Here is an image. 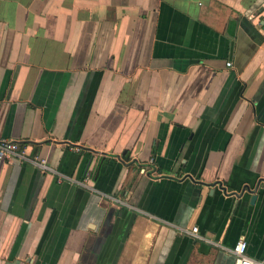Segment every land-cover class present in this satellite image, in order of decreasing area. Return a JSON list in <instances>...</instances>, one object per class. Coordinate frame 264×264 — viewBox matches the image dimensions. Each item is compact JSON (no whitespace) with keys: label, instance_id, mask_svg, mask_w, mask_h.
I'll return each instance as SVG.
<instances>
[{"label":"crops","instance_id":"0c3cea01","mask_svg":"<svg viewBox=\"0 0 264 264\" xmlns=\"http://www.w3.org/2000/svg\"><path fill=\"white\" fill-rule=\"evenodd\" d=\"M0 139V264L264 260V0H0Z\"/></svg>","mask_w":264,"mask_h":264},{"label":"built area","instance_id":"2783aa9c","mask_svg":"<svg viewBox=\"0 0 264 264\" xmlns=\"http://www.w3.org/2000/svg\"><path fill=\"white\" fill-rule=\"evenodd\" d=\"M230 63H227L226 66L230 67ZM17 159L19 161H22L24 163H27L39 171L42 172H50L55 175H57L58 178L64 179L70 183H75L81 187H86L87 180L84 179L83 181H76L72 177H68L65 175H60L56 173L52 168H50L46 161L38 156L35 157H27L20 149L18 143L7 141L0 139V164H2L5 161H11ZM93 192L97 193L101 198L108 199L114 203L121 204L122 202L118 199H115L109 195L99 193L93 190ZM192 235L195 238H199L197 235V228H192L191 231L188 233ZM232 256H233V264H264V260L257 261L252 258H250L247 255V244L244 241H238L230 250Z\"/></svg>","mask_w":264,"mask_h":264},{"label":"water","instance_id":"95a60500","mask_svg":"<svg viewBox=\"0 0 264 264\" xmlns=\"http://www.w3.org/2000/svg\"><path fill=\"white\" fill-rule=\"evenodd\" d=\"M253 200H254V197H252V201H253ZM252 201H251V202H252Z\"/></svg>","mask_w":264,"mask_h":264}]
</instances>
